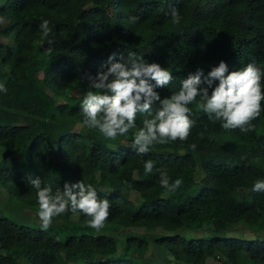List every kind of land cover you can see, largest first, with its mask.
Returning a JSON list of instances; mask_svg holds the SVG:
<instances>
[{
    "label": "trees",
    "instance_id": "1",
    "mask_svg": "<svg viewBox=\"0 0 264 264\" xmlns=\"http://www.w3.org/2000/svg\"><path fill=\"white\" fill-rule=\"evenodd\" d=\"M0 37V83L7 89L0 92V188L9 200L39 210L32 179L53 193L83 181L109 200L105 224L147 235L128 237L117 255L116 239L87 232L90 217L82 212L84 228L62 241L53 228L19 223L0 209V264H22V257L30 264H142L137 254L150 242L182 264H264V192L252 190L264 179V101L253 130L242 132L209 119L197 97L188 105L195 123L186 141L154 143L147 154L132 147L135 132L189 73L201 69L207 76L220 61L229 72L254 62L264 73V0H5ZM130 53L158 63L172 80L154 88L160 99L137 112L135 127L107 139L83 124L80 105L86 92L96 91L98 73L128 63ZM149 160L156 167L146 175ZM156 168L167 171L170 184L180 179V187H161ZM238 228L255 236L227 235Z\"/></svg>",
    "mask_w": 264,
    "mask_h": 264
},
{
    "label": "clouds",
    "instance_id": "2",
    "mask_svg": "<svg viewBox=\"0 0 264 264\" xmlns=\"http://www.w3.org/2000/svg\"><path fill=\"white\" fill-rule=\"evenodd\" d=\"M171 16L173 23L180 22L181 17L175 9ZM137 20L138 17L129 18L130 23ZM40 30L44 36L49 34L51 29L47 20L42 21ZM134 55L129 54L128 63H111L106 72L98 73L91 84L96 91H88L82 98L83 124L98 129L107 139L114 140L135 127L137 112H148L153 102L160 99L154 88H163L172 80L171 73L158 63H147L142 57L134 59ZM112 59L110 56L109 61ZM262 76L264 73L254 62L229 72L227 64L220 61L207 76L201 69L189 73L186 79L181 80L179 91L163 100L155 117L145 120L144 126L135 132L132 147L138 154H147L154 143L167 144L177 139L186 141L195 123L189 119L188 105L197 97L200 98L198 107L209 115V119L221 121L224 129L252 131L251 121L259 116L261 102L264 101ZM202 84L207 87H201ZM0 92H7L2 83ZM191 147L194 149L195 145ZM155 167L153 161H146L145 174H152ZM156 171L160 173L161 187L169 191L180 187V179L170 184L165 169L156 168ZM31 184L36 189L37 215L43 230L50 227L53 217L68 211L73 214L82 212L90 217L87 225L96 230L104 226L109 216V200L99 199L91 184L83 181L72 185L66 183L62 192L57 189L55 193L50 186L41 187L39 178L32 179ZM252 190L264 192V179L255 180Z\"/></svg>",
    "mask_w": 264,
    "mask_h": 264
},
{
    "label": "rangeland",
    "instance_id": "3",
    "mask_svg": "<svg viewBox=\"0 0 264 264\" xmlns=\"http://www.w3.org/2000/svg\"><path fill=\"white\" fill-rule=\"evenodd\" d=\"M5 0H0V5L3 4ZM1 39V37H0ZM4 42H8V39H3ZM75 95H83L81 91L75 90ZM110 187L109 185H107ZM0 209L2 213L6 217H10L13 220L30 225V226H41V221L39 220V217L37 215L38 211L35 208H29L26 207L22 202L17 200H9V195L5 188H0ZM130 196L132 198L136 197L135 193H130ZM51 228H53L57 236L60 240L65 241L67 237L73 233V228L82 227L84 228V224L82 221H80L79 213L74 214L71 218L68 220H62V219H52V223L50 225ZM49 227V228H50ZM90 228V227H89ZM83 230H78L76 233L81 234ZM87 232H93L95 234H103V235H109L116 239L117 245H118V254L121 255L124 252V248L126 246V242L128 237H142L146 238V231L142 228H130L127 230H119L118 226L105 224L102 228L99 230L90 228ZM158 235H169L170 232L167 231H156L155 232ZM228 236H240L243 238H253L255 235H253L248 229H235L234 231H229L227 233ZM123 251V252H122ZM131 258H136V254H130ZM137 259L142 264H182L179 261H176L165 248L161 246L154 245L152 242H150L148 249L145 252L138 253ZM20 262L22 264H30L25 257H22L20 259ZM209 263H212V260H209ZM217 264V263H216Z\"/></svg>",
    "mask_w": 264,
    "mask_h": 264
}]
</instances>
